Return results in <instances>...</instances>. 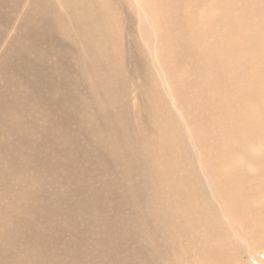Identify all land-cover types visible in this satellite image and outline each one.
Returning <instances> with one entry per match:
<instances>
[{"label": "bare ground", "instance_id": "bare-ground-1", "mask_svg": "<svg viewBox=\"0 0 264 264\" xmlns=\"http://www.w3.org/2000/svg\"><path fill=\"white\" fill-rule=\"evenodd\" d=\"M243 256L264 264V0H0V264Z\"/></svg>", "mask_w": 264, "mask_h": 264}, {"label": "rangeland", "instance_id": "rangeland-1", "mask_svg": "<svg viewBox=\"0 0 264 264\" xmlns=\"http://www.w3.org/2000/svg\"><path fill=\"white\" fill-rule=\"evenodd\" d=\"M28 256H29V254H28ZM263 258H264V257H263ZM246 262H247V259L244 258V256H243V261H241L240 264H244V263H246ZM254 264H259V262L256 260Z\"/></svg>", "mask_w": 264, "mask_h": 264}]
</instances>
